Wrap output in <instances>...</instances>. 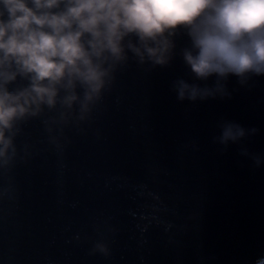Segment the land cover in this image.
<instances>
[{
	"label": "water",
	"instance_id": "obj_1",
	"mask_svg": "<svg viewBox=\"0 0 264 264\" xmlns=\"http://www.w3.org/2000/svg\"><path fill=\"white\" fill-rule=\"evenodd\" d=\"M176 43L178 53L188 41ZM178 78L199 83L179 55L119 74L85 133H67L63 155L40 121L25 127L17 145L31 155L0 174V264H254L264 255V163L240 154L264 158V76L243 87L230 77L229 97L203 102L178 101ZM222 121L258 132L224 149L214 142ZM101 239L107 258L90 254Z\"/></svg>",
	"mask_w": 264,
	"mask_h": 264
},
{
	"label": "clouds",
	"instance_id": "obj_2",
	"mask_svg": "<svg viewBox=\"0 0 264 264\" xmlns=\"http://www.w3.org/2000/svg\"><path fill=\"white\" fill-rule=\"evenodd\" d=\"M178 38L188 43L177 53ZM177 55L199 82L173 81L180 102L223 99L230 77L243 87L264 76V0H0V174L31 155V145H17L31 122L63 155L67 133H85L119 74L167 67ZM218 127L214 142L224 149L258 132ZM240 154L264 163L246 148ZM97 253L110 255L103 239Z\"/></svg>",
	"mask_w": 264,
	"mask_h": 264
}]
</instances>
